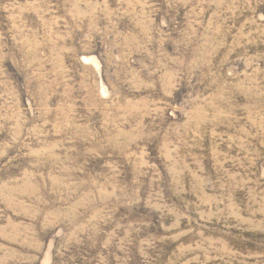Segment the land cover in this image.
I'll return each instance as SVG.
<instances>
[{
    "label": "rangeland",
    "instance_id": "rangeland-1",
    "mask_svg": "<svg viewBox=\"0 0 264 264\" xmlns=\"http://www.w3.org/2000/svg\"><path fill=\"white\" fill-rule=\"evenodd\" d=\"M0 264H264V0H0Z\"/></svg>",
    "mask_w": 264,
    "mask_h": 264
}]
</instances>
